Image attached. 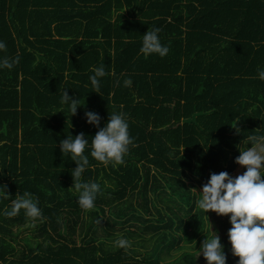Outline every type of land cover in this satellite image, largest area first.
Here are the masks:
<instances>
[{"label": "trees", "instance_id": "obj_1", "mask_svg": "<svg viewBox=\"0 0 264 264\" xmlns=\"http://www.w3.org/2000/svg\"><path fill=\"white\" fill-rule=\"evenodd\" d=\"M156 27L163 58L139 52ZM0 40V55L19 61L0 70V186L9 197H0V264H207L193 245L210 228L226 264H237L228 216L204 214L191 188L238 172L245 138L264 133V0H0ZM99 65L100 94L88 80ZM63 90L84 102L73 116ZM85 111L99 127L123 112L135 144L115 166L89 157L82 180L101 185L89 210L76 204V165L59 148L69 134L95 135ZM24 191L42 219L3 215ZM26 226L20 244L14 231ZM120 238L130 246L118 247ZM172 248L182 252L161 262Z\"/></svg>", "mask_w": 264, "mask_h": 264}, {"label": "clouds", "instance_id": "obj_2", "mask_svg": "<svg viewBox=\"0 0 264 264\" xmlns=\"http://www.w3.org/2000/svg\"><path fill=\"white\" fill-rule=\"evenodd\" d=\"M158 27L146 31L141 36L139 52L145 56L156 54L163 58L168 54V47L161 43ZM6 51V44L0 40V53ZM18 57L0 55V70L12 69L17 64ZM106 75L105 66L99 65L92 69L88 76L93 92L100 94V79ZM257 75L264 80V69H258ZM127 83V81H125ZM61 103L67 106L71 116L75 115L77 107L83 106L80 99L70 97L65 90L61 95ZM86 123L97 127V131L90 139L84 133L75 137L71 134L59 141L62 154H67L75 163L71 171L73 185L71 188L78 193L76 204L82 210L94 207L101 185L94 181L82 180V174L92 165L89 157L98 164L115 166L123 163L124 157L134 147V140L129 135L128 123L123 112L108 114V120L103 127H99L100 117L97 113L85 111ZM236 132V124L233 127ZM248 144L242 150L235 163L245 171L231 177L227 172L212 173L206 184L202 185L198 195V207L204 214L212 211L219 216H228L231 227L228 230V241L234 257H238L237 264H264V133L252 134L245 138ZM195 191V190H194ZM196 193V192H195ZM0 197L9 199L7 190L0 186ZM20 210L26 217L43 218L38 202L28 191L17 195L10 202V210L3 213L6 216H15ZM210 235L201 243L197 251L207 264H226L224 246L220 243L218 234L209 229ZM121 248L129 247V242L123 238L116 241Z\"/></svg>", "mask_w": 264, "mask_h": 264}, {"label": "rangeland", "instance_id": "obj_3", "mask_svg": "<svg viewBox=\"0 0 264 264\" xmlns=\"http://www.w3.org/2000/svg\"><path fill=\"white\" fill-rule=\"evenodd\" d=\"M245 171V169L244 168H242L241 166L238 168V172H236V173H234V174H231V177H236L237 175H240V174H242L243 172ZM188 185H189V183H187ZM201 189L202 188H199V187H192L191 188V191H192V193H194V194H200L201 193ZM195 190V191H194ZM196 192V193H195ZM208 223V222H207ZM32 228L31 227H29V226H26L25 228H21V229H18V230H15L14 232L17 234V239H18V241H19V243H20V238H24V237H26V236H28L29 234H31V232H30V230H31ZM133 229V228H132ZM207 233H208V235H210L209 234V232H208V230H207ZM21 243H23V241H21ZM20 243V244H21ZM155 246H156V248H157V250H160V246L159 245H157L156 243H155ZM193 250L194 251H196V258L197 259H199V261H202V255H200L199 256V253L197 252L200 248H198L199 247V245H193ZM189 247H187V249H188ZM182 251H178V250H176V249H174V248H172V249H170L169 251H168V256L167 257H164L163 259H161L162 261L161 262H165V261H171L172 259H174L175 258V256H177V255H179L180 253H181Z\"/></svg>", "mask_w": 264, "mask_h": 264}]
</instances>
